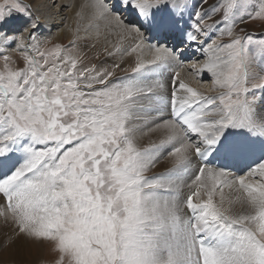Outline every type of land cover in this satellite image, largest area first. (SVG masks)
<instances>
[{"label": "snow or ice", "instance_id": "1", "mask_svg": "<svg viewBox=\"0 0 264 264\" xmlns=\"http://www.w3.org/2000/svg\"><path fill=\"white\" fill-rule=\"evenodd\" d=\"M74 17L54 43L32 0H0L13 236L47 245L46 264H264V38L237 30L264 21V0H85ZM175 68L207 72L210 90Z\"/></svg>", "mask_w": 264, "mask_h": 264}, {"label": "bare ground", "instance_id": "2", "mask_svg": "<svg viewBox=\"0 0 264 264\" xmlns=\"http://www.w3.org/2000/svg\"><path fill=\"white\" fill-rule=\"evenodd\" d=\"M53 2H54V6H53ZM84 2H85V0H54V1H52V0H32L33 10L34 11H38V14H42L43 15V19H44L45 23H44L42 29L47 28L49 30V32H50L49 34L52 36L53 40H60L63 37H66L67 40L70 39L71 32L68 30V28L69 27H75V17H74L75 11L77 10L78 6L81 3H84ZM189 3H191V2H189ZM185 16H186L185 20H187L188 19L187 11L185 12ZM86 22L87 21L85 20L82 23H86ZM190 22L191 21H188V23H190ZM93 31H94V29H93ZM208 31H209V37L207 38V42L211 43V40L217 38L216 35H215V29H213V30L211 29V30H208ZM41 35H42V33H41ZM81 35L83 36L84 33L81 32ZM115 39H116L115 37H112L113 41H115ZM202 39H204V38L202 37ZM177 41H178V39H176L175 37H171L169 39L170 43L171 42L175 43L177 45V49L180 48L179 50L183 51L182 59L183 60L185 58L188 59L186 57V55H185L186 54L185 49L188 47V45L187 44L186 45L185 44H180ZM133 42L134 41L132 40L131 37H126V39L124 41L125 44H131ZM91 43H92V39H88L86 41L82 40L80 42L81 47L84 48V50L87 51L89 55H91L92 53H94L96 51V48H89V45H91ZM102 43L103 42H101V44H97V48L101 47ZM152 43H155V41L153 40ZM193 47H195L194 50H196L199 47V44H195V45H193ZM196 52H198V51H196ZM189 53H190V51H189ZM145 54L147 55L148 53L145 52ZM199 57L202 58V55H198V53L195 54L194 60L199 58ZM196 62H194V63L196 64ZM186 65H188V64H186ZM189 65H191V64H189ZM197 65H199V63H197ZM169 72H171V70H169ZM180 72L182 73L183 77L185 79H187L188 81H190V83L194 87L200 88L198 86L200 80H197V83H196V78L194 76H192L187 69H182ZM206 75L207 74L204 73L203 77L206 76ZM165 118H167L166 115H165ZM149 137L151 139H156L157 138L156 136H149ZM166 166L167 165H163L162 169L165 168ZM7 227L8 226L5 225L4 220L2 218H0V231L2 230V231H4L7 234L8 232L5 230ZM10 231H12L11 228H10ZM3 233H1L2 234V238H4V235H6L5 233L4 234ZM9 236H12V235H9ZM10 238L11 239L13 238V239H16V240L14 242L12 240H9L10 244H11L10 246H12V247H8V249H7V250H9V251H7V253H8L7 255L8 256H4V257H8V259L10 261H12V262L18 261L21 258L20 256H22V254H21L22 252L21 251H22L24 243H25V242L23 243V239L25 237L20 236V237L17 238L15 236H12Z\"/></svg>", "mask_w": 264, "mask_h": 264}, {"label": "rangeland", "instance_id": "3", "mask_svg": "<svg viewBox=\"0 0 264 264\" xmlns=\"http://www.w3.org/2000/svg\"><path fill=\"white\" fill-rule=\"evenodd\" d=\"M52 1H54V0H52ZM188 2H192V0H188ZM209 2H211V0H209ZM53 6H54V2H53ZM127 22H131V18H129V21H127ZM239 28H244L246 31H248L250 33H254L255 34L254 39L264 38V36H262V33H264V21H259V20L250 21V20L246 19L244 24H242V25L238 24L237 25V30H239ZM209 30H211V29H209ZM38 31H40L43 35V36L41 35V39L43 37H44L43 39H51V41L54 43H57V42L67 43V41H68L66 39V37H63L60 40H53V38L49 34L50 32L47 28L41 29ZM215 35H216V37L219 35V29H215ZM175 38L179 39L178 34ZM224 39L227 40V37H224ZM172 44H173V42H171V43L169 42V46H171ZM176 47H177V45H176ZM179 49L180 48H178V50ZM194 49H195V47H193V45L188 46L185 49V52H186L185 55L188 58V59H186V58L184 59L185 64H188V65L193 64L196 61H197L196 62V64H197V63H199V61L201 62L204 59V57L202 56V58L199 57V58L194 60L195 54L198 53V55H201L200 52H196V50H194ZM189 51H190V53H189ZM111 62H112L111 60H108V63H111ZM170 70L171 71H181L182 69L175 68V69H170ZM205 74H207V75L204 76L203 79L199 81L198 86L200 87V89L202 91L208 92L210 90L211 76L207 72H205ZM196 83H197V79H196ZM148 139L151 140L150 137H146L143 142L147 143L149 141ZM163 165H166V164L161 163V164L157 165V167L153 168L154 170L152 169L149 174H151L152 172L162 171L164 169V168L162 169ZM10 228L11 227L8 226L5 229L8 232L7 234L2 230H1L2 232L0 231V238H1L0 239V264H46L47 261H50L51 259L54 258V254L49 251V248L47 245L39 243V242L34 241V240H30V239L26 240V238L23 239V243L24 242L25 243H24L23 249L21 251L22 256H20L21 257L20 260L12 262L8 259V257H4V256H8L7 255L8 254L7 251H9V250H7L8 247H12V246H10L11 244H10L9 240H12L13 242L16 240V239L10 238L13 236L12 231H10ZM3 232L6 234V235H4V238H2V234H1ZM8 234L12 235V236H9Z\"/></svg>", "mask_w": 264, "mask_h": 264}]
</instances>
